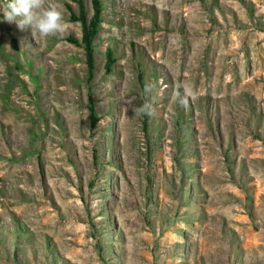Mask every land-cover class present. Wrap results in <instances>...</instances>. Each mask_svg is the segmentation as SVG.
<instances>
[{
	"label": "rangeland",
	"instance_id": "1",
	"mask_svg": "<svg viewBox=\"0 0 264 264\" xmlns=\"http://www.w3.org/2000/svg\"><path fill=\"white\" fill-rule=\"evenodd\" d=\"M101 1L0 10V264H264V0Z\"/></svg>",
	"mask_w": 264,
	"mask_h": 264
},
{
	"label": "trees",
	"instance_id": "2",
	"mask_svg": "<svg viewBox=\"0 0 264 264\" xmlns=\"http://www.w3.org/2000/svg\"><path fill=\"white\" fill-rule=\"evenodd\" d=\"M73 2L76 4L77 11H73L72 8L67 5V9L69 11V21L80 24L81 38L78 40L73 37H68L66 38V41L83 49L87 68V82L90 83L95 73L94 40L100 31L103 5L101 0H91L92 13L89 15L86 9L85 0H73ZM11 44L15 49H17V41L15 39L11 40ZM115 61L114 51L112 49H107L105 51L104 64L106 72L110 73L112 71ZM90 117L94 126L98 119H96L94 115L92 106L90 107Z\"/></svg>",
	"mask_w": 264,
	"mask_h": 264
},
{
	"label": "clouds",
	"instance_id": "3",
	"mask_svg": "<svg viewBox=\"0 0 264 264\" xmlns=\"http://www.w3.org/2000/svg\"><path fill=\"white\" fill-rule=\"evenodd\" d=\"M0 6L4 20L15 22L21 30L29 29L42 37L62 34L65 30L62 13L54 7H45V0H6Z\"/></svg>",
	"mask_w": 264,
	"mask_h": 264
}]
</instances>
